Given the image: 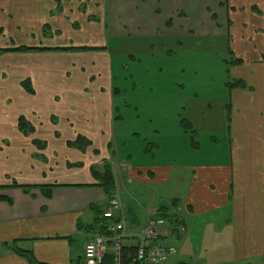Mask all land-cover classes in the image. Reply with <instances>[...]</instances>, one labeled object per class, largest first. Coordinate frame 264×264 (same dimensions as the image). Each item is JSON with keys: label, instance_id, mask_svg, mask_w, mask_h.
Returning a JSON list of instances; mask_svg holds the SVG:
<instances>
[{"label": "crops", "instance_id": "crops-1", "mask_svg": "<svg viewBox=\"0 0 264 264\" xmlns=\"http://www.w3.org/2000/svg\"><path fill=\"white\" fill-rule=\"evenodd\" d=\"M176 1L8 0L10 34L19 42L0 55V264H34L30 256L35 264H86L85 247L101 234L110 206L93 175L106 163L120 191L124 247H137L150 212L168 208L181 223L177 230L168 225L170 236L160 239L178 251L169 264H264V69L257 61L247 67L251 78L231 77L250 89L229 88L219 106L191 105L182 115L167 103V119L149 113L155 105L118 102L124 91L114 80L112 42L122 48L160 30L192 40L189 9H176ZM263 7L262 0L231 6L230 35L242 24L245 46L255 45L254 33L264 34ZM201 112L203 120H193ZM219 128L229 140L227 160H201L202 134L210 142ZM176 136H191L180 156L191 161L172 160ZM79 137L91 142L85 151L68 146Z\"/></svg>", "mask_w": 264, "mask_h": 264}, {"label": "rangeland", "instance_id": "rangeland-1", "mask_svg": "<svg viewBox=\"0 0 264 264\" xmlns=\"http://www.w3.org/2000/svg\"><path fill=\"white\" fill-rule=\"evenodd\" d=\"M2 1L5 2V5H1L0 10L3 9L6 14L4 15V12L1 13L0 11V47L6 50L8 47H17L19 41L15 35L10 34L7 14L9 10L8 0ZM147 1L148 3L151 2V0ZM254 2L257 0H178L174 7L178 10L189 9L187 12L192 17L190 21L192 25L188 24L195 27L191 36L192 40H189L190 37L186 35L175 40L167 37V35L164 36L163 31L160 30L156 38L128 39L122 48L115 47L117 41L112 42L114 80L116 87L124 91L118 99L120 107L126 101L129 105L130 103L132 105L142 103L145 107L155 105L156 110L149 109V113L153 115L160 113L161 117L169 119L167 103L171 106H173L172 102L176 103L183 115L188 112L191 105L192 109L201 110L208 103L219 106L222 105L221 103L227 102L231 94L228 86L231 77H243L252 61H257L259 64L256 68L264 69V34H260V30L252 36L255 41L253 46H245L244 40L246 39L242 24L236 34L231 33L232 43L227 37V20L228 18L231 19L228 9L231 10V6H236L240 10V8L251 7ZM209 14H212L216 21L214 19L213 21L209 20ZM165 17L166 13L164 12L162 18ZM244 17L248 18L247 15ZM234 24L237 27V22ZM174 26L179 28V22L176 21ZM199 27L205 28L199 29ZM263 27L261 28L263 29ZM231 31L229 29V33ZM236 36L238 46H235L237 53L234 54L233 43H236ZM186 37L187 39H185ZM252 47L256 49V53H260L258 57L253 51H250L253 49ZM229 48L232 49L233 55L229 53ZM244 53H246L244 55L246 57L241 55ZM234 58H242L245 63L241 67L232 68L230 62ZM250 65L254 66V64ZM168 76H170L171 85L173 82L177 84V89L169 87ZM245 76L251 78L253 75L248 71ZM180 86L187 87L186 93L180 91ZM183 106L187 108L186 111L182 109ZM132 111L134 112V110ZM204 114L205 112L197 114L193 120H203ZM191 136L187 138L186 136H176L169 141L170 151L172 149L175 151L172 160H175L176 163L182 164L192 160V157L188 159L180 157L183 156L181 154L183 151H188ZM215 137L217 139H210V142H207L205 134H202L199 140L203 147L201 160L208 159L209 161L224 163L227 160L229 140L224 131L221 133L220 128ZM138 147H140V143H138ZM106 165H102V167ZM97 169L104 171L99 167ZM113 177L115 179L114 173Z\"/></svg>", "mask_w": 264, "mask_h": 264}, {"label": "built area", "instance_id": "built-area-1", "mask_svg": "<svg viewBox=\"0 0 264 264\" xmlns=\"http://www.w3.org/2000/svg\"><path fill=\"white\" fill-rule=\"evenodd\" d=\"M121 208L119 191L115 189L111 195L109 209L103 214L107 234L97 235L86 245L84 254L86 264H102L109 253L113 254L115 264H122L125 223L116 215ZM169 236L167 221L156 217L155 212H150L148 224L139 234L135 262L169 264L178 254L175 247L160 240Z\"/></svg>", "mask_w": 264, "mask_h": 264}, {"label": "trees", "instance_id": "trees-1", "mask_svg": "<svg viewBox=\"0 0 264 264\" xmlns=\"http://www.w3.org/2000/svg\"><path fill=\"white\" fill-rule=\"evenodd\" d=\"M255 10V8H254ZM258 11V10H256ZM259 12V11H258ZM215 18V17H214ZM171 24V23H170ZM228 28L230 29L231 27V20L228 19ZM229 29L227 32V37L229 38V40H231V35L229 33ZM21 51H24V49H18ZM4 52H8L7 50H0V55ZM229 53L231 55H233V51L231 48H229ZM244 64L243 59H232L230 62L231 67H238V66H242ZM229 88L232 89H242V90H246V89H250L248 87V85L243 81V80H233L231 79V82L228 83ZM23 87L26 89V91H28L29 93H33V89L31 87V83L30 82H25L23 84ZM186 121V119L182 120V124H184ZM28 127V123L25 121L24 118L19 120V128L21 131H26ZM69 147L71 148H75L81 151H85L87 148H89L91 146V142L88 141L86 138L83 137H79L75 142H71L68 144ZM115 153H113L114 155ZM102 169L104 171L97 172L96 170H93V175L94 177L98 180V182L100 183L99 186L101 188L104 189V191L111 197L113 191L116 189L115 188V180L113 177V172H112V168L110 164H107L105 167H102ZM15 188H19L18 186H15ZM23 191L28 193L30 192L29 188H23ZM45 193L47 194V197H51V193H52V189H47L45 191ZM169 209H161L159 211L156 212V217L159 218H164L168 225H170V227L174 228V229H178L179 226L181 225V223L178 222L179 218H176L175 215H172L171 213H169L168 211ZM99 230L101 231V234H105L106 233V227L103 225H101L99 227ZM107 234V233H106ZM136 247L132 248V247H124L123 248V259H122V264H139L137 262H135V255H136ZM21 254V253H20ZM23 254V253H22ZM24 256H26V254H23ZM30 256V260L35 264V261L33 259V257ZM102 264H115L114 261V256L112 253H109L106 255L105 260L103 261Z\"/></svg>", "mask_w": 264, "mask_h": 264}, {"label": "water", "instance_id": "water-1", "mask_svg": "<svg viewBox=\"0 0 264 264\" xmlns=\"http://www.w3.org/2000/svg\"><path fill=\"white\" fill-rule=\"evenodd\" d=\"M178 264H188V263H186V262H180V263H178Z\"/></svg>", "mask_w": 264, "mask_h": 264}]
</instances>
